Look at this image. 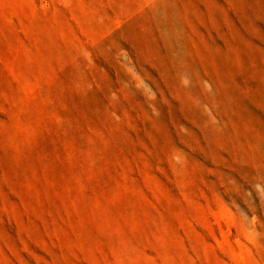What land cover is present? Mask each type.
<instances>
[{"label": "rangeland", "instance_id": "1", "mask_svg": "<svg viewBox=\"0 0 264 264\" xmlns=\"http://www.w3.org/2000/svg\"><path fill=\"white\" fill-rule=\"evenodd\" d=\"M0 264H264V0H0Z\"/></svg>", "mask_w": 264, "mask_h": 264}]
</instances>
